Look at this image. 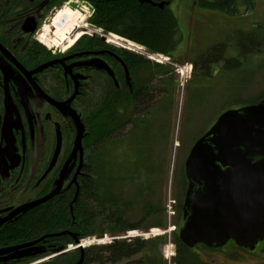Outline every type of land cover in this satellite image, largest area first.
<instances>
[{"label": "trees", "instance_id": "16d2710c", "mask_svg": "<svg viewBox=\"0 0 264 264\" xmlns=\"http://www.w3.org/2000/svg\"><path fill=\"white\" fill-rule=\"evenodd\" d=\"M86 1L93 8V14L88 19L92 28L102 30L104 34L115 35L109 37L128 44L130 48L141 50L142 47L151 55L168 58L172 64L154 63L143 55L108 44L101 46L102 39L98 37H86L79 41V51L96 50L98 47L112 52L109 64L98 61L102 65L97 66V69H102L101 72L109 74V84L105 85L102 80L100 104L88 123L90 135L87 147L91 148V165L86 169L75 195L54 196L49 208L38 210L7 232L6 240L9 244L39 241L34 246L33 259L25 264L51 256L53 258L49 264H79L81 260L82 264H116L138 255L142 250L152 248L155 243H166V239L159 236L150 241L119 240L108 246L67 252L70 245L76 246V240L103 238L107 234L119 237L131 231L166 227L165 224L155 222L156 217H160L164 210L157 196L159 181H153V178H158L161 170L157 155L160 140L168 138L165 132V137L162 138L161 118L170 115L174 108V65H184L176 60L175 55L181 39H178V21L170 8L172 0ZM240 2L249 7L253 0H219L214 3L204 1L201 6L236 14ZM78 15L71 9L60 11L54 22L55 34L62 35L67 30L71 40L80 25ZM60 22L62 25L57 26ZM262 42L264 43L263 37L240 38L235 39L233 47L239 51L240 58L245 60L264 52ZM63 44L64 41L61 40L60 46ZM240 58L226 59L224 47L216 46L194 63V71L200 67L202 74L193 79L191 84L200 81L206 87L203 82H208L212 67L222 64L223 70L239 69L241 63L235 66L231 64ZM110 77L115 80L116 88ZM263 99L264 97L257 103ZM245 106L250 105L234 109ZM200 107L201 104L190 106L192 110ZM231 109L233 108H227L224 112ZM129 126L132 127L131 131ZM97 137L102 139L105 147L109 144L113 146L112 141L115 139L121 145L123 140L132 153L130 159L118 157L116 166L108 159L109 155L111 157L109 150H104L103 158L108 161L102 162L100 171H95L92 164ZM129 188L132 190L130 200L126 192ZM136 210L143 214L139 223L132 222L130 218ZM100 220L104 222L99 223ZM173 243L180 244L175 232ZM49 245L51 249L46 250L45 247ZM81 246H85L84 242Z\"/></svg>", "mask_w": 264, "mask_h": 264}, {"label": "flooded vegetation", "instance_id": "af4514ba", "mask_svg": "<svg viewBox=\"0 0 264 264\" xmlns=\"http://www.w3.org/2000/svg\"><path fill=\"white\" fill-rule=\"evenodd\" d=\"M80 3L93 10L86 0H0V264H25L33 259L35 247L26 245L35 241L9 244L7 232L38 210L49 208L55 198L49 197L57 190L58 196L75 195L91 165L88 123L100 104L102 80L109 84V74L97 69L102 65L98 61L109 64L112 52L98 47L79 51V42L55 51L53 46L54 40L58 47L61 40L69 41L67 30L55 34V16L67 6L79 7ZM104 44L107 42L102 40L101 46ZM110 78L116 88L115 80ZM168 139L160 141L167 143ZM115 140L113 146L105 147L102 139H95V171L108 161L103 158L104 150H109L108 159L116 166L118 157L130 159L123 140L121 145ZM186 160L182 171L184 200L182 204L175 202L178 239L189 184ZM174 246L173 264H246L247 257L253 258V264H264V239L254 249L239 247L232 240L219 249L204 245L188 248L181 241ZM45 249H51V245ZM201 249L209 253L232 249L234 255L229 262L212 258L204 261L198 254ZM16 250L29 251L30 255L11 259ZM123 262L163 264L160 258L150 256L148 249L116 264Z\"/></svg>", "mask_w": 264, "mask_h": 264}, {"label": "rangeland", "instance_id": "374dc122", "mask_svg": "<svg viewBox=\"0 0 264 264\" xmlns=\"http://www.w3.org/2000/svg\"><path fill=\"white\" fill-rule=\"evenodd\" d=\"M204 1L214 3L219 0H172L170 5L179 24L178 39H181L175 53L176 60L183 62L184 65H176L178 67L172 75L176 93L173 112L161 118L162 131L165 132V136L168 135L169 139L167 143L160 141L157 155L161 170L158 178H153V181H159L157 196L164 210L160 217H156L155 222L165 224L166 227L163 229L153 228L149 231H135L139 236L134 238L131 235L134 231L118 237L121 240L150 241L158 238L157 236L166 234L163 236L166 239L164 245L155 243L151 246L152 248L148 249L150 256L160 258L163 264H173L175 246L172 232L177 226L175 202L181 203L184 200L182 171L191 147L210 129L227 108L234 109L243 105H254L264 97V52L249 56L244 60L240 58L239 51L233 47L235 39L264 38V0H253L249 7L240 2L236 14L218 11L216 8L211 10L203 8L201 2ZM65 9H69L68 6ZM72 9L88 18L91 14V9L87 4L80 3L79 7ZM77 18L80 20L79 28L76 31L78 34L62 46L73 47L74 39L81 35L79 32L84 29V26L89 28L85 34L88 33L90 36L102 35L99 30L88 24V19L84 24L82 20L85 18L81 15H78ZM55 28L54 25V30H56ZM107 42L108 45L116 48L143 55L148 59L152 58L154 63L172 64L167 58L148 56L143 48L140 47L141 50L130 48L128 44L112 37H108ZM54 44L57 46L55 40ZM221 45L224 47L226 59L240 58L235 59L236 63L232 61L231 65L235 66L241 63L242 66L239 69L223 70L222 64L216 65L210 70L211 77L207 79L208 82H203L206 87L200 81L191 84L193 79L202 74L200 67L196 72L194 71V63L198 61L201 55ZM62 46L54 47V51L59 50ZM262 46L264 47L263 42ZM167 61L169 63H164ZM199 104L201 107L197 110L190 108V106L194 107ZM129 154L132 155L131 151ZM126 192L128 200H130L132 198L131 188L127 189ZM130 218L132 222L139 223L141 221L140 211L136 210ZM103 222V220L99 221V223ZM111 239L112 236L108 234L104 235L103 238L90 237L82 241L81 245L84 242V249L93 246L103 247L110 245ZM75 249L70 251H75ZM233 251L229 249L226 253H209L201 249L198 254L204 261L207 258H212L229 262L230 256L234 255ZM50 258L41 259L36 264L47 262L51 260ZM245 261L246 264H253L254 262L253 258L250 257L245 258Z\"/></svg>", "mask_w": 264, "mask_h": 264}, {"label": "water", "instance_id": "95a60500", "mask_svg": "<svg viewBox=\"0 0 264 264\" xmlns=\"http://www.w3.org/2000/svg\"><path fill=\"white\" fill-rule=\"evenodd\" d=\"M185 167L189 184L181 243L219 249L232 240L254 249L264 239V99L221 114L195 143ZM29 255L16 250L11 259Z\"/></svg>", "mask_w": 264, "mask_h": 264}, {"label": "bare ground", "instance_id": "6f19581e", "mask_svg": "<svg viewBox=\"0 0 264 264\" xmlns=\"http://www.w3.org/2000/svg\"><path fill=\"white\" fill-rule=\"evenodd\" d=\"M70 9V8H69ZM62 11V10H61ZM73 11H76L79 15H81L83 18H85V19H83L82 21H83V23L85 24V22H86V16H84L83 14H81L80 12H78L77 10H73ZM58 15V14H57ZM56 15V16H57ZM55 16V17H56ZM85 20V21H84ZM86 31H89V28L87 27V26H84V29L81 31V32H79L81 35H79L77 38H75L74 40H75V43L73 44V46L76 44V42L79 40V38H81L84 34H85V32ZM56 32V31H55ZM78 33H75L73 36H72V38H74L76 35H77ZM117 37V36H116ZM54 47H57V46H55V44L53 45ZM72 47V46H71ZM71 47H69V48H71ZM152 59V58H151ZM158 61V60H157ZM163 62V61H162ZM164 63H167V62H164Z\"/></svg>", "mask_w": 264, "mask_h": 264}, {"label": "built area", "instance_id": "2783aa9c", "mask_svg": "<svg viewBox=\"0 0 264 264\" xmlns=\"http://www.w3.org/2000/svg\"><path fill=\"white\" fill-rule=\"evenodd\" d=\"M134 235H138L137 233H135Z\"/></svg>", "mask_w": 264, "mask_h": 264}]
</instances>
